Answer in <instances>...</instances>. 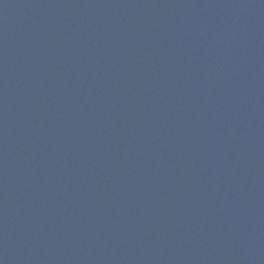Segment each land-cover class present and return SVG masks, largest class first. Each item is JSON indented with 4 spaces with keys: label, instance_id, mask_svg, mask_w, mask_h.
<instances>
[{
    "label": "water",
    "instance_id": "obj_1",
    "mask_svg": "<svg viewBox=\"0 0 264 264\" xmlns=\"http://www.w3.org/2000/svg\"><path fill=\"white\" fill-rule=\"evenodd\" d=\"M0 264H264V0H0Z\"/></svg>",
    "mask_w": 264,
    "mask_h": 264
}]
</instances>
